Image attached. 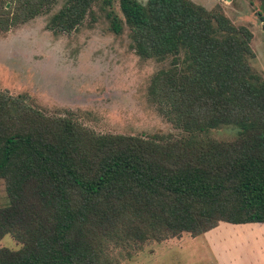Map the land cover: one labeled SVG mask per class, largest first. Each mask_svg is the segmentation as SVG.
<instances>
[{
    "label": "trees",
    "instance_id": "trees-1",
    "mask_svg": "<svg viewBox=\"0 0 264 264\" xmlns=\"http://www.w3.org/2000/svg\"><path fill=\"white\" fill-rule=\"evenodd\" d=\"M58 0H0V31ZM63 0L55 33L98 5L129 30L142 59L167 62L147 99L180 135L98 133L0 90V264H118L115 248L203 235L221 221L264 223V77L249 63L252 31L191 0ZM263 19V18H262ZM264 24V23H263ZM231 126V140L203 136Z\"/></svg>",
    "mask_w": 264,
    "mask_h": 264
},
{
    "label": "rangeland",
    "instance_id": "rangeland-1",
    "mask_svg": "<svg viewBox=\"0 0 264 264\" xmlns=\"http://www.w3.org/2000/svg\"><path fill=\"white\" fill-rule=\"evenodd\" d=\"M191 1L207 9L219 7L234 24L252 31L254 57L249 63L264 77V0ZM62 3L58 0L49 13L0 31V90L27 96L30 104L46 114L68 112L98 133L180 135L147 99L151 76L167 62L136 55L127 27L114 32L98 5L78 29L69 33L51 31L48 18ZM112 8L122 18L118 0H113ZM235 135L231 126L203 133L217 140H231ZM6 205L8 198L0 179V207ZM250 227L222 222L207 234L148 242L141 250L129 252L115 248L112 254L118 264H219V253L235 262L238 256L243 260L252 252L264 253V234H248ZM258 231L263 233L264 225ZM0 247L15 250L19 243L7 234L0 240Z\"/></svg>",
    "mask_w": 264,
    "mask_h": 264
},
{
    "label": "crops",
    "instance_id": "crops-1",
    "mask_svg": "<svg viewBox=\"0 0 264 264\" xmlns=\"http://www.w3.org/2000/svg\"><path fill=\"white\" fill-rule=\"evenodd\" d=\"M222 222L223 221H221L220 223ZM224 223H228V222H224ZM230 224H233V223H230ZM242 224L251 225L250 230L247 231L248 234L254 235V232H256L258 235L264 234V232L262 233L258 231V227H260L261 225H264V223H242ZM217 227L211 230L214 231V229H216ZM209 231L205 232L204 234H207ZM239 233L241 234V232ZM261 251L262 252L260 253V255H256L254 254V252H252V254L248 256V258H243V260H241L239 256L238 258L235 257V262L233 260L228 261L225 257H223L222 254L219 253L218 262L219 264H232V263H235V264H264V253H263V250Z\"/></svg>",
    "mask_w": 264,
    "mask_h": 264
}]
</instances>
